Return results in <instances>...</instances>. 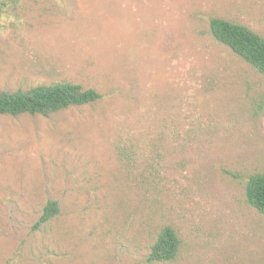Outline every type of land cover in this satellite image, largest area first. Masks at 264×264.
I'll use <instances>...</instances> for the list:
<instances>
[{
	"label": "rangeland",
	"instance_id": "1",
	"mask_svg": "<svg viewBox=\"0 0 264 264\" xmlns=\"http://www.w3.org/2000/svg\"><path fill=\"white\" fill-rule=\"evenodd\" d=\"M0 90L101 98L0 115V264H264V75L212 17L264 37V0H0ZM49 200L59 212L35 226ZM164 226L172 261L146 257Z\"/></svg>",
	"mask_w": 264,
	"mask_h": 264
},
{
	"label": "trees",
	"instance_id": "2",
	"mask_svg": "<svg viewBox=\"0 0 264 264\" xmlns=\"http://www.w3.org/2000/svg\"><path fill=\"white\" fill-rule=\"evenodd\" d=\"M209 30L216 41L227 46L235 55L264 75L263 36L243 24L221 17L210 18ZM100 98L101 94L93 88L84 89L80 84L65 81L36 85L25 91L0 90V115L37 114L46 117L71 106L94 103ZM245 197L248 205L264 215L263 173L248 176L245 182ZM58 212L57 202L47 201L35 226L48 222ZM179 246L180 240L176 231L171 226H164L152 244L146 261L148 263L172 261L178 253Z\"/></svg>",
	"mask_w": 264,
	"mask_h": 264
}]
</instances>
